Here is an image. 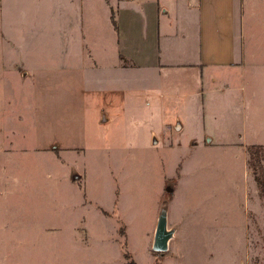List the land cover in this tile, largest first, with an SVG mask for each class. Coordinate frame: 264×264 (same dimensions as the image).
I'll return each mask as SVG.
<instances>
[{
  "label": "rangeland",
  "instance_id": "1",
  "mask_svg": "<svg viewBox=\"0 0 264 264\" xmlns=\"http://www.w3.org/2000/svg\"><path fill=\"white\" fill-rule=\"evenodd\" d=\"M45 12L0 0V264H264V156L255 171L247 150L264 147V103L245 102L229 130L219 104L213 143L198 120L169 128L182 76L114 67L87 23L85 53L66 48L77 30ZM163 213L173 234L158 252Z\"/></svg>",
  "mask_w": 264,
  "mask_h": 264
},
{
  "label": "crops",
  "instance_id": "2",
  "mask_svg": "<svg viewBox=\"0 0 264 264\" xmlns=\"http://www.w3.org/2000/svg\"><path fill=\"white\" fill-rule=\"evenodd\" d=\"M40 1L50 15L48 18L57 23L65 20L71 27L73 24L77 34L70 29L64 39L82 41L83 54L87 48L82 30L87 23L94 37L101 39L104 34L114 67L152 70L158 80H162L160 76L165 69L182 76L186 88L180 92L184 112L166 114L163 103L167 116L164 123L169 128L180 131L198 120L200 133L206 142L213 143L226 138L219 129L222 121L229 130L232 128L229 120L237 122L245 117V102L251 104L258 99L264 103L260 96V88L264 87V25L260 23L264 6L256 7L264 0ZM98 16L105 22L103 28L97 25ZM94 46L88 47L90 53ZM154 80L153 75V83ZM174 95V92L161 93V97ZM223 102L231 104V112L224 113L221 121L223 116L217 106ZM240 126L237 123L235 131L242 136ZM198 137L199 134L192 137V142L199 143Z\"/></svg>",
  "mask_w": 264,
  "mask_h": 264
},
{
  "label": "water",
  "instance_id": "3",
  "mask_svg": "<svg viewBox=\"0 0 264 264\" xmlns=\"http://www.w3.org/2000/svg\"><path fill=\"white\" fill-rule=\"evenodd\" d=\"M173 234V230L167 228V217L166 214L163 213L160 216V220L158 222L155 241H154V249L159 251L167 250L169 247V239Z\"/></svg>",
  "mask_w": 264,
  "mask_h": 264
},
{
  "label": "trees",
  "instance_id": "4",
  "mask_svg": "<svg viewBox=\"0 0 264 264\" xmlns=\"http://www.w3.org/2000/svg\"><path fill=\"white\" fill-rule=\"evenodd\" d=\"M248 151H249V154H250V164L256 171V166L261 161L260 158L264 156V147L261 144L254 143V144H251L250 146H248ZM260 155H262V156L260 157ZM256 175H257V178H258L257 180L261 184V186L264 185V180L262 181L260 176L258 174H256ZM156 251L164 252L165 250L164 251L156 250ZM127 257H130L129 253H127Z\"/></svg>",
  "mask_w": 264,
  "mask_h": 264
}]
</instances>
